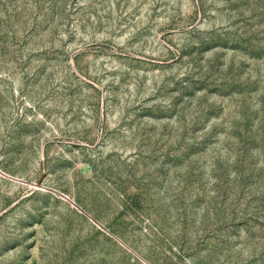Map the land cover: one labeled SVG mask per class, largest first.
I'll use <instances>...</instances> for the list:
<instances>
[{
    "label": "rangeland",
    "instance_id": "rangeland-1",
    "mask_svg": "<svg viewBox=\"0 0 264 264\" xmlns=\"http://www.w3.org/2000/svg\"><path fill=\"white\" fill-rule=\"evenodd\" d=\"M0 264H264V0H0Z\"/></svg>",
    "mask_w": 264,
    "mask_h": 264
}]
</instances>
